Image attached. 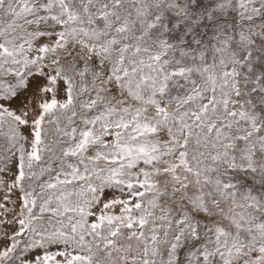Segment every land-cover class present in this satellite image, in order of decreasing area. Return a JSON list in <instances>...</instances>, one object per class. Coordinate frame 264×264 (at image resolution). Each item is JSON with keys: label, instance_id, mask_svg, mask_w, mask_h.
Listing matches in <instances>:
<instances>
[{"label": "snow or ice", "instance_id": "obj_1", "mask_svg": "<svg viewBox=\"0 0 264 264\" xmlns=\"http://www.w3.org/2000/svg\"><path fill=\"white\" fill-rule=\"evenodd\" d=\"M0 264H264V0H0Z\"/></svg>", "mask_w": 264, "mask_h": 264}]
</instances>
